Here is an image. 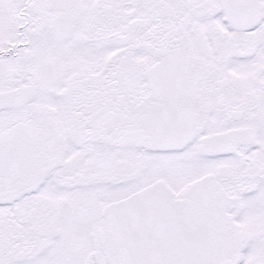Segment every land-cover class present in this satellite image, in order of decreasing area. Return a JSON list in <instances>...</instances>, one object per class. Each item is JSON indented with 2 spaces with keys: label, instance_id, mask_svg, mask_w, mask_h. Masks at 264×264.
I'll use <instances>...</instances> for the list:
<instances>
[{
  "label": "snow or ice",
  "instance_id": "snow-or-ice-1",
  "mask_svg": "<svg viewBox=\"0 0 264 264\" xmlns=\"http://www.w3.org/2000/svg\"><path fill=\"white\" fill-rule=\"evenodd\" d=\"M0 264H264V0H0Z\"/></svg>",
  "mask_w": 264,
  "mask_h": 264
}]
</instances>
